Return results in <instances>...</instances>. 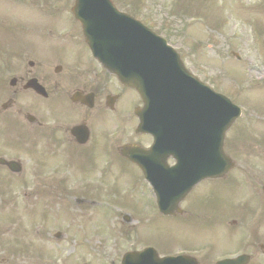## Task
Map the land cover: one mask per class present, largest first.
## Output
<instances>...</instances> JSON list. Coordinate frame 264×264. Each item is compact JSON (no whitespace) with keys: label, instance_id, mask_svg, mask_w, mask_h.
<instances>
[{"label":"rangeland","instance_id":"obj_1","mask_svg":"<svg viewBox=\"0 0 264 264\" xmlns=\"http://www.w3.org/2000/svg\"><path fill=\"white\" fill-rule=\"evenodd\" d=\"M117 1L128 7L127 11H131L159 35L165 37L170 45L181 54L182 60L192 73L217 92L229 97L244 110V116L238 124L251 127L250 132L242 135L243 138L237 145H241L242 140H245L247 143L243 146V150L249 154L252 151L251 140L256 139L258 133L264 134V113L254 111L264 110V81L260 80L264 73V47L261 46L264 43V33L260 36L256 35L254 33L256 25L253 22V20L256 21L259 31H264V5L254 4L253 0ZM73 4L74 0H0V60L13 58L20 44L32 42L27 34L28 30L37 31L45 28L49 22L47 16L49 10L41 9L43 6L50 7L51 11L64 13L70 11ZM258 5L262 7H257ZM255 6L259 9L253 11L252 7ZM56 8L58 9L55 10ZM187 9L191 14L188 15L189 10ZM193 10H195L194 13ZM235 11H238L242 17L239 18L241 20L235 22L227 19ZM226 22H230L227 29H225ZM241 24L247 25L242 26ZM256 44L259 45L256 46ZM236 53L241 57L240 61L235 59L234 54ZM27 102L28 100L23 101V105ZM236 130L238 127L231 129L227 134L226 149L229 152L233 151L230 149L233 136L240 135L235 134ZM27 157L24 154L21 155V159L25 161L28 160ZM27 172L31 173V164H28ZM121 179L123 181H117L115 193L110 192L107 199L102 201L106 206H97L99 210L90 219L87 216L76 219L80 222L78 227H76L77 224L69 223L73 220L72 214L69 217L68 214L58 213L53 217L54 214L50 213L47 208L50 200L45 197L44 193L35 192L30 180L26 179V184L29 186L17 181L16 194L6 197V204L0 200V264H81L79 251L84 250L86 254L91 252L89 248L87 249L84 240L81 241L79 238L81 229L85 231L94 228L104 230L105 233H100L99 238L101 250L105 251L104 243L107 241L108 247H113L114 240L110 238L109 233L111 230L115 231V228H112L115 211L125 210L126 207L122 208V206L132 202L137 207L128 209L129 214L132 212L137 214L141 210L146 211L147 219H151L152 215L146 209L150 207L149 199L147 200L144 195H132L125 192L123 188L128 177L123 174ZM37 181L35 179V184ZM201 190H206V188L203 187ZM201 190L187 197L183 208L189 212L178 218L180 221L188 223L194 219V212L195 214L200 213L193 211L192 207L202 195ZM202 198L201 200H207ZM218 199L216 208L221 209L223 208L222 199L220 197ZM191 200L194 203L192 206ZM236 215L237 212L230 208L219 213L222 220L232 219ZM208 219L214 225V220L209 216ZM200 225L207 226L208 223ZM155 227L158 228V226ZM240 227L246 231L249 225L242 224ZM199 228L202 229L197 232V235L189 231L178 234L176 236L178 238L169 242L167 237L161 239L165 238L163 242L171 247L177 242L184 243L188 239L193 240L190 248L206 251L207 247H211L212 252L215 253L244 246L241 241H238L240 235H234L233 240L224 232L217 233L220 229H213L211 235L206 233L204 226H199ZM95 229L93 230L94 235L97 232ZM255 230L258 232L260 241H257L251 234V240L245 245L244 252L247 251L256 258L264 259V254L261 252L264 249L260 248L261 245L264 246V223ZM57 232L67 238L55 239L54 235ZM248 235L246 233L245 238H248ZM111 236H115V232ZM147 238H152V234ZM96 245L99 246L98 243ZM179 248H184V246ZM125 250L128 248L121 249V253ZM110 260L111 257H108L105 262L109 264Z\"/></svg>","mask_w":264,"mask_h":264},{"label":"flooded vegetation","instance_id":"obj_2","mask_svg":"<svg viewBox=\"0 0 264 264\" xmlns=\"http://www.w3.org/2000/svg\"><path fill=\"white\" fill-rule=\"evenodd\" d=\"M50 36L51 45L58 47L55 48V53L33 49L29 54L23 55L24 60H20L15 68V83L8 92L14 96V99L9 100H12L9 106H17L16 99L18 100L20 96L30 98V103L26 106V113L30 115L25 126L27 132L20 133L19 138L30 148L27 150L32 156L37 155L44 161L45 159L52 161L54 166L51 175L60 176L63 180L73 178L77 174L81 180H85L86 183L80 189L87 194H99L101 188L97 179L109 184L116 177L117 171L126 174L129 185L134 191L152 194V189L139 168L123 156V150L127 147L140 146L147 149L152 144L150 136L137 132L138 119L134 112L135 107L140 104L136 94L89 59L87 52L78 50L81 46L75 41L80 39L76 32L62 29L58 34L51 32ZM29 83L39 84L42 91L27 89ZM5 93L0 91V99L4 98ZM4 107L6 106H1L0 112V158L6 157L8 161L20 162L18 156L21 149L16 146L17 142L5 141L3 138ZM16 114L17 117L26 118L23 109H18ZM19 131H22V127ZM249 158L264 160L263 156ZM77 165H81V171L76 170ZM6 172H10L9 169L0 165V175ZM242 175L244 178H237L231 173L224 179L201 183L199 188H206L201 196L216 195L222 199L223 209L230 208L236 212L241 211L243 206L254 205L255 208L264 209V181H262L264 173L245 171ZM218 200L209 198L201 202L206 209H212L217 207ZM84 203L85 201L79 202V204ZM251 207L248 211H253ZM258 218L259 222L253 229L264 223V216ZM125 222L128 224L127 237L133 239L136 231L130 224L134 220L128 216L125 217ZM196 223L195 220L188 222L190 230L195 229ZM207 223L209 228L207 231L211 234L213 224L211 221ZM242 224L243 221L223 220L219 224V232H224L233 240L234 235H240L238 241H241L244 238V229L240 227ZM157 231L161 233L159 228ZM251 234L255 236L250 233L249 238ZM255 238L259 237L255 236ZM159 242L163 241L157 237L142 248H136L135 244H131V251L150 247L157 250ZM161 245L162 248L168 249L167 246ZM176 253L169 251L163 256H175ZM108 254H112V264L116 261L117 264H121L123 254L120 255L118 251ZM92 255L89 256L90 264H93V261L99 263L102 261L99 251L94 250ZM233 255V252L228 255V252L207 251L202 259L200 257L198 259L199 264H218ZM247 264H264V259L256 258L251 254Z\"/></svg>","mask_w":264,"mask_h":264},{"label":"water","instance_id":"obj_3","mask_svg":"<svg viewBox=\"0 0 264 264\" xmlns=\"http://www.w3.org/2000/svg\"><path fill=\"white\" fill-rule=\"evenodd\" d=\"M100 3L107 4V0H78L75 16L83 24L95 55L117 72L123 83L138 89L147 101V112L139 114L142 118L140 129L154 134L155 147L162 144L161 135L170 132L171 153L166 151L165 154L174 155L177 165L165 170V179L170 183L164 188L172 192L171 197H176L173 200L176 202L202 179L227 170L222 143L238 112L227 100L190 78L177 55L134 22L127 23L128 32L111 37L103 35L99 30L103 26L94 22L85 10L91 5L92 14L99 15ZM119 18L115 16V19ZM182 117L185 119L179 122ZM169 124L175 128L171 129ZM177 124L180 129H176ZM219 165L223 167L217 168ZM166 193H157L162 212L169 208L164 200Z\"/></svg>","mask_w":264,"mask_h":264}]
</instances>
